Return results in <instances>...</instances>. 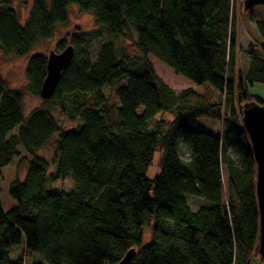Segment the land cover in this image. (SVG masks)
<instances>
[{"label":"trees","instance_id":"trees-1","mask_svg":"<svg viewBox=\"0 0 264 264\" xmlns=\"http://www.w3.org/2000/svg\"><path fill=\"white\" fill-rule=\"evenodd\" d=\"M13 1L24 0H0L4 55L26 57L66 25L70 7L90 15L94 28L70 38V66L28 117L22 94L0 76V264H25L26 254L43 261L31 264H117L131 249L129 264H264L256 167L240 121L244 105L264 106L249 92L264 85L263 22L260 55L234 77L233 0H32L22 24ZM128 36L134 56L112 42ZM148 57L207 91L175 93ZM45 75L46 57L31 56L30 95L39 97ZM105 87L117 105L104 99ZM159 114L172 121L155 120ZM200 119L220 122V137L197 129ZM55 136L47 162L37 152ZM156 151L159 174L149 180ZM69 176L70 193L48 191ZM187 197L202 201L195 212Z\"/></svg>","mask_w":264,"mask_h":264},{"label":"rangeland","instance_id":"rangeland-1","mask_svg":"<svg viewBox=\"0 0 264 264\" xmlns=\"http://www.w3.org/2000/svg\"><path fill=\"white\" fill-rule=\"evenodd\" d=\"M245 0H233V15H234V25L236 31V47H235V71L234 77L237 72H245L250 57L252 54L260 55L259 43L260 37L256 27V22L261 21L264 24V5H255L249 10L243 7ZM32 5V0L24 1H13L11 8L16 14L19 22L22 24L27 19L30 8ZM94 28L93 19L88 14L80 13L76 7H70L68 9V20L65 26L57 27L53 36L38 45H36L31 52L22 58H13L4 55L0 50V76L5 82L6 86L13 90L18 91L22 94L21 110L24 118L38 107H40L44 100L39 97L30 95L27 92V79L25 76V68L28 59L31 56H43L47 57L49 52H56L57 45L61 42H65L66 45L69 44L70 38L79 32H87ZM100 41L95 43L91 47V58L93 59L97 53L98 47L104 43ZM116 48H122L125 52L130 55H136V50L134 46V40L132 36H128L124 39H114L112 40ZM148 60L152 64V68L156 76L169 88H171L175 93H178L184 89H192L198 93H205L207 89L205 86H196L186 79L176 76L172 73L170 69L158 62L157 60L148 57ZM249 92L254 95H258L264 99V85H253L249 87ZM102 95L111 105H117V100L114 95V89L110 87L103 88ZM141 110H139V113ZM53 115L57 118L56 110L52 109ZM162 118L166 122H171L172 117L169 115H157L155 120ZM61 123V121L59 120ZM213 126L220 137L222 126L220 122L207 123ZM63 126L74 127L71 123L64 122ZM57 136L53 137L51 143L47 144L45 147L37 152V156L43 158L47 162H50L53 155L52 142L55 141ZM229 153L234 156L232 150ZM161 157L160 152L156 151L153 157L151 166L148 168L146 177L149 180L154 179L159 174L158 160ZM25 175V166L22 164L17 172V177L20 181L23 180ZM73 185L70 176L65 180L51 184L48 188L49 192L60 194H68L72 191ZM186 203L192 212H195L202 201L198 198L187 197ZM149 230L143 231V242L145 243L149 239ZM25 264H31L32 262L43 263L36 255L26 254Z\"/></svg>","mask_w":264,"mask_h":264},{"label":"water","instance_id":"water-1","mask_svg":"<svg viewBox=\"0 0 264 264\" xmlns=\"http://www.w3.org/2000/svg\"><path fill=\"white\" fill-rule=\"evenodd\" d=\"M264 5V0H245L243 7L249 10L255 5ZM73 49L70 45L60 52L51 51L46 57V75L41 84L39 97L50 99L60 80L61 74L71 63ZM241 126L246 133L256 167L255 195L258 209V253L264 261V106L248 103L241 112ZM135 250H129L117 264H129L135 257Z\"/></svg>","mask_w":264,"mask_h":264},{"label":"crops","instance_id":"crops-1","mask_svg":"<svg viewBox=\"0 0 264 264\" xmlns=\"http://www.w3.org/2000/svg\"><path fill=\"white\" fill-rule=\"evenodd\" d=\"M260 98H262V97H260ZM209 122L212 123L213 121H210V120H207V119H200V120L197 121L196 127H197V129H199L200 131H202L204 133H207V134H210V135H213V136H218L216 131L214 129H212L213 126L207 124ZM252 264H260V263H258L257 261H254Z\"/></svg>","mask_w":264,"mask_h":264}]
</instances>
